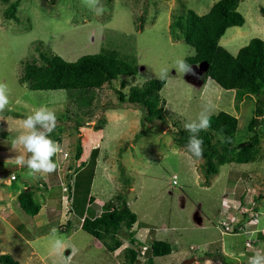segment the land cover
<instances>
[{
    "label": "rangeland",
    "instance_id": "1",
    "mask_svg": "<svg viewBox=\"0 0 264 264\" xmlns=\"http://www.w3.org/2000/svg\"><path fill=\"white\" fill-rule=\"evenodd\" d=\"M216 1L100 0L104 11L95 14L82 0H55L54 3L50 0H21L16 13L19 23H16L3 16L5 3L0 0V82L9 86L11 109H6L0 115L4 117V113L10 111L25 116L15 118L7 115L1 122L0 167L16 170L15 157L29 155L22 146L13 150L12 144L25 131L22 126L24 118L41 105H47L57 113L58 125L51 138L62 145L59 161L67 158L70 167L75 166L76 162L80 164V160L88 165L90 153L94 149L100 146L96 156L102 153L101 159L96 158L99 167L93 172L95 178L99 174L97 179L93 183L92 177L89 186L85 181L87 171L80 168L79 172H82L79 175L82 178L77 190L83 193L77 195L73 190L70 198L65 196V199H60L64 191L68 192L63 186L74 182L75 177L72 172L73 179L69 181L64 172L67 168L63 164L59 167L63 171V183L52 173L49 174V181L42 183L38 191L32 185V176L26 175L25 171L17 170L20 177L12 185L3 184L9 178L7 171L0 174V205L1 200L7 199L2 188L15 190L16 186L32 190L34 199L40 205L43 204L44 196L53 199L54 205L51 203V207L58 212L55 215L53 209L52 212L49 209V220L65 242L62 255H53V238L37 229V215L24 212L17 199H9L12 214L4 213L3 206H0V254L8 253L22 264H65L69 256L72 257L70 264H120L124 259L122 247L131 246L124 228L119 232L122 245L113 252L108 251L101 240L80 228L82 219L91 216L90 209L96 211L95 214L101 209L100 205L89 202L92 195L86 194L88 189V193L99 195L102 204L115 201L118 192L128 190L127 204L137 215L132 228L135 236L142 228H146L150 230L151 237L149 243L143 245L150 246L153 240H164L171 243L173 248L168 255L152 257V264H205L202 263L204 260L199 261L200 256L204 252L219 253L222 243L232 254L225 258L226 264H248L249 257L257 251L264 253L263 245L259 246L255 236L251 240L256 246L245 250L242 255L244 241L249 233L222 234L223 227L217 223L221 221L219 212L223 206V196L226 193L235 196L236 190L242 192V181L246 183L244 178H251V184H257L258 188L261 186L264 194V138L260 143L262 155L256 161L226 163L219 166L218 173L207 175L204 159L193 158L184 146L176 144L168 131L185 130L184 123L194 119L202 105L210 100L212 114L225 111L237 117L235 144L248 137L247 124L254 115L256 96H247L238 101L234 90L221 88L209 77L201 75L200 81L194 70L186 74L175 70L176 61L193 55L194 49L181 38L180 27L175 25L171 29L170 24L182 16L180 23L183 24L187 9L205 14ZM238 11L244 16V24L227 28L219 40L233 55L253 37L264 41V0H241ZM105 51L115 52L118 59L136 66V75H121L84 95H77L80 96L78 101H74L76 95L72 97L75 92L64 89L31 90L19 81L27 61L37 64L43 62L41 53H54L66 61H75L84 54ZM164 70H167L166 73ZM145 75L147 80L155 78L165 81L160 96L165 101L167 127L150 126L145 135L136 138L135 135L142 129L140 118L143 110L108 106L117 104V90L127 95L130 86L143 84ZM138 78L140 84L136 83ZM121 80L125 83L124 87H121ZM90 97L91 100H88ZM80 103L81 108L78 106ZM116 112L121 117H113L112 113ZM78 123L81 124L77 130L75 125ZM98 124L104 128L95 129ZM78 138L84 155L77 160L75 151ZM62 162L65 163V160ZM125 179L129 180V187H125ZM250 194H254L256 199L255 192ZM236 199L235 209L242 213L246 210L245 204L240 205V199ZM255 199H246V203L257 206ZM71 209L72 212H68ZM263 209L264 201L259 207L260 211ZM255 213L259 214L249 208L246 211L248 220L258 219ZM38 215L39 219L45 216L41 221L48 220L47 215ZM205 226L206 230H203ZM65 227L68 230H64ZM247 229V232H255L248 225ZM140 243L133 245L138 251H142ZM142 254L137 259L146 264L148 256L151 257L150 249ZM191 258L194 260L184 262Z\"/></svg>",
    "mask_w": 264,
    "mask_h": 264
},
{
    "label": "trees",
    "instance_id": "2",
    "mask_svg": "<svg viewBox=\"0 0 264 264\" xmlns=\"http://www.w3.org/2000/svg\"><path fill=\"white\" fill-rule=\"evenodd\" d=\"M20 1L3 0L5 3L3 16L6 19L19 23L16 13ZM54 1L50 0L51 3H54ZM240 1L217 0L212 4L207 13L201 15L192 9H187L183 24L180 23L183 16L174 21L173 24H170L171 29L175 25L180 27L181 38L194 49L193 55L184 58L186 63L193 66L206 61L208 67L203 72V77L211 78L223 89L234 90L235 98L238 101L247 96H256V107L254 115L247 124L248 137L245 141L237 144L234 143L238 130V119L236 116L225 111L212 114L211 127L207 131L199 133L204 141L203 166L207 175L218 173L219 166L226 163H249L256 161L262 155L260 143L261 139L264 138V41L258 37H253L246 45L240 47L235 55L231 54L219 43L227 28L242 26L244 24V16L238 11ZM41 57L43 60L41 64L29 61L25 63L19 81L25 83L31 90L64 89L75 92L72 95V97L76 95V100L74 98V101H78L79 97L84 95V93L99 88L121 75L134 77L137 73L136 66L118 59L115 52L112 51L84 54L75 61H66L54 53L50 55L41 53ZM124 84V81L121 80V87H124ZM164 84V80L153 78L143 82L141 86H130L127 95L119 89L117 90V104H110L108 106L110 108L131 107L143 110L140 118L142 129L135 135L136 138L145 135L146 129L150 126L161 125L167 127L165 125L167 116L164 113L165 101L160 96V90ZM88 100H91V97ZM78 106L81 108L82 104L80 103ZM5 114L12 115L15 118L25 117L17 112L8 111ZM80 124L75 125L77 130ZM258 126L259 130H257ZM103 128L100 124L95 127L97 130H102ZM168 131L177 145L185 146L189 135L186 130L170 129ZM97 150L96 148L90 153L88 165L80 160V164L74 169V182L70 181L73 179V174L69 175L70 177L67 175L70 181L65 185L69 193L68 198L72 196L73 190L74 192L76 191L77 195H82L83 192L77 190L82 178L79 174L82 171L89 173L86 172L85 181L90 186L96 167ZM83 155L82 143L80 138H78L75 159L78 160ZM7 168L3 169L1 167L0 174L3 175L5 171L8 172L9 169ZM80 168L84 169L79 172ZM12 173L15 175V179L12 181H16L20 177L19 173L17 171V174L15 172ZM38 180L37 182H39ZM125 180V187H129V180ZM88 190L86 194H88ZM128 193V190L123 193L118 192L115 196V201L98 204L101 206V209L96 214V211L90 209L89 205L87 210L90 209L92 214L82 219L80 228L96 239L101 240L110 252L115 251L122 245V238L119 237V232L124 228L128 233V241L131 246L122 249L124 250V259L120 264H144L140 263L137 259L139 254H142L141 250L138 251L133 246L134 244H139L141 241L136 239L132 229L137 221V215L127 204ZM17 200L24 212L31 215L38 213L40 205L34 199L32 190L22 189L17 196ZM93 201L94 197L90 196L89 202L92 203ZM245 207L248 209L252 207L257 211V206H252L251 203H246ZM241 215L247 217L245 211H242ZM65 229L68 230V227H65ZM251 245H253L252 241ZM148 248L150 249L151 257L148 256L146 264H152V257L168 255L172 251L171 243L164 240H153ZM225 258L226 255L221 251L215 254L204 252L200 256L199 261L210 259L219 260L220 264H226ZM202 263L206 262L203 261ZM0 264L22 263L15 260L8 253H2L0 254Z\"/></svg>",
    "mask_w": 264,
    "mask_h": 264
},
{
    "label": "clouds",
    "instance_id": "3",
    "mask_svg": "<svg viewBox=\"0 0 264 264\" xmlns=\"http://www.w3.org/2000/svg\"><path fill=\"white\" fill-rule=\"evenodd\" d=\"M82 3L95 14H102L104 11L103 6L100 4V0H82ZM191 67L192 66L186 63L184 59H178L176 61L175 70L177 73L186 74L192 71ZM164 71L166 73L167 70ZM147 79L148 77L145 75L143 77L144 82H146ZM136 83H141L140 78L137 79ZM9 105V86L7 83L0 82V113H3L6 109L11 110ZM212 113V102L210 100L206 101L202 105L201 111L197 116L185 122L183 125L184 129L189 133L187 143L184 147L195 159L203 158L204 141L199 133L201 131H207L211 127ZM57 125V113L47 105H41L24 118L22 126L25 131L13 140L12 147L13 150H16L17 146H22V148L30 154L27 157H25L24 154L15 157L17 166L26 167L28 169L27 175L33 177L37 175L44 176L45 174H51L57 171L60 167L58 154L62 151V145L51 138V134L57 128ZM229 142L231 141L229 140ZM54 157H57V159L54 160ZM233 225L235 227H242L237 225V221H234ZM242 229L244 230V227H242ZM49 235L53 238L51 244L52 254L62 255L65 250V242L58 235V229L52 227ZM145 247L148 248L149 246ZM71 258V256L67 257L65 264H70ZM248 264H264V253L257 251L253 256L249 257Z\"/></svg>",
    "mask_w": 264,
    "mask_h": 264
},
{
    "label": "crops",
    "instance_id": "4",
    "mask_svg": "<svg viewBox=\"0 0 264 264\" xmlns=\"http://www.w3.org/2000/svg\"><path fill=\"white\" fill-rule=\"evenodd\" d=\"M116 115L118 116L117 118H119V117H121L120 116V114L118 113L117 114V112L116 113H112V116L113 117H115L116 118ZM8 116L7 115H5L4 117H3V115H0V125H1V122H3V118H7ZM4 121H5V119H4ZM102 133H103V131H102ZM101 142V141H100ZM98 143H99V141L98 142H96L95 144L96 145H98ZM91 146H93V145H91ZM98 147H100V146H98ZM97 147V148H98ZM95 148V147H94ZM100 151V150H99ZM2 151H0V153H1ZM101 154L102 153H98V156H97V159L98 158H100L101 157ZM27 156H28V154H26ZM25 155V156H26ZM30 155V154H29ZM26 156V157H27ZM101 159V158H100ZM63 160H65V163L64 162H62ZM69 162L70 161H68L67 160V158H62L61 159V161H60V165L61 164H63L62 166H64L65 165V168H67V170L66 171H64L65 172V174H66V176H67V174H68V176H69V173H72V172H74V169H75V167H77L78 166V162H76V165L75 166H72V168H69L70 167V165H69ZM14 166L17 168L16 170H15V168H12V169H9V171L10 170H12V171H8L7 173L8 174H6V175H8V179H6V180H4V182H3V184L4 185H12L13 184V181L10 179V174L12 173V172H15L16 173V171L18 170V169H20L21 171H25V174L27 175V172H28V169L26 168V167H19V166H17L16 165V163L14 164ZM61 167V166H60ZM99 167V164H98V166L96 165V167L95 168H98ZM1 168V167H0ZM62 170L61 169H59L58 168V170L57 171H55V172H53V176H58L57 178H59V181H61L62 180V178H61V176H62ZM95 172H96V170H95ZM10 173V174H9ZM17 174V173H16ZM73 174V173H72ZM75 175V174H74ZM96 175V174H95ZM95 175L93 176V183H94V180H96L97 179V177L99 176V174H98V176L95 178ZM37 176H39V175H37ZM37 176H35V177H33L32 176V185L33 186H36L35 187V189L38 191V187L39 186H41V184L42 183H47L48 181H49V177H50V175L49 174H45L44 176H39V177H37ZM174 176V175H173ZM26 179H27V177H26ZM38 179H40V180H38ZM37 180L39 181V182H37ZM244 180H245V182L246 183H243L244 181H242V185H243V191L242 192H239V191H235L234 192V194H236L235 196H233V195H231V196H229L227 193L223 196V198H222V209H221V211L219 212V217H220V219H221V221L220 222H217L218 223V225L222 222V221H224V220H235V221H237V225H239V226H242V227H244V230H242L241 231V233H249V234H247L248 235V237L245 239V241L246 240H249V239H253L255 236L257 237V239H258V243H259V246H261V245H263V247L262 248H264V209H263V211H260L259 210V207H260V203L261 202H263L264 201V194L261 192L262 190H261V186L258 188L256 185H252L251 184V182H252V180H251V178H247V180L244 178ZM26 181V180H25ZM53 181V180H52ZM107 181H109V178L107 179ZM63 182L61 181V184H62ZM92 183V182H91ZM247 184V185H246ZM0 186H1V183H0ZM49 187V186H48ZM63 187H65L66 188V186H63ZM14 188H16L15 190L14 189H5V188H2V192H4V193H6L5 195H6V197H7V199H8V201H7V199L6 200H1V205L0 206H3L2 207V209H3V211H4V213H5V211H6V213H9V214H12V209H11V205H10V203H9V199H17V196H18V194L20 193V191L22 190V189H24V188H26V187H18V186H16V187H14ZM64 188V189H65ZM130 190H132L131 188H130ZM113 191V190H112ZM250 192H255L256 193V199L253 197V196H255L254 194H252V196H251V194H250ZM64 194H61V196H60V199H65V196L66 197H68L69 196V193L67 192H63ZM111 193V192H110ZM239 193V195H237ZM89 195H92L93 197H94V203H96V204H102V202H101V200H99L100 199V197H99V195H96V194H90V193H88ZM97 194H100L99 192H97ZM4 195V194H3ZM15 197V198H14ZM88 197V196H87ZM234 197V198H233ZM239 198L240 199V205H242V203H244V204H246V199H250V198H253V199H255V202L257 203V211L259 212V214H258V221H257V223H254V222H251V223H249V221L247 220L248 219V217H245V215H241V213L239 212L238 213V209L236 210L235 209V206H236V204H237V199L236 198ZM44 198V200H43V204L42 205H40V209L38 210V213L37 214H35L34 216H36L37 217V219L39 220V225L37 226V229H39V230H43L44 231V233L43 234H49V232H50V229L53 227L52 226V223H51V221L49 220V218H50V213H49V209L51 210V212H52V204L51 203H53V205H54V201H53V199H51V198H48V197H43ZM242 198H243V200H242ZM245 198V199H244ZM232 199V203H233V205H231L232 203L230 202V200ZM68 200H70V199H68ZM56 202V201H55ZM249 202V201H248ZM17 203H18V200H17ZM60 204L62 203L61 201L59 202ZM19 204V203H18ZM59 204H57V206H58ZM70 205V204H69ZM231 207V210H228V208L229 207ZM233 207V208H232ZM90 208V207H89ZM53 211L55 212V215H56V212H58L57 210H54L53 209ZM86 211V210H85ZM68 212H72V209L70 210V211H68ZM41 213H43V214H45V215H47V219L48 220H45V221H41V219L43 218V217H45V216H43V217H41L40 219H39V215L38 214H41ZM82 215V214H81ZM85 214L83 213V216H84ZM262 216V217H261ZM8 217V216H7ZM82 217V216H81ZM208 221H210V220H208ZM211 222V221H210ZM204 224L206 225V223L204 222ZM247 225H248V227L250 226L252 229H255V232H247L248 231V229H247ZM216 228L218 229V226L216 225ZM143 229H145V231H143ZM203 230H206V226L203 228ZM220 230H221V228H220ZM150 230H148V229H146V228H142L139 232H138V235L137 236H135L136 238H138L139 239V241H141L142 243H145V242H147V243H149L148 241H149V239H150V237H151V235H150V232H149ZM221 233L222 234H229V235H237V234H241V233H236V234H233V233H226V232H224L223 230H221ZM245 241H244V246H243V252H241V254L243 255V254H245L244 252H246L245 250H249L250 248H254L255 246H256V243H254L253 242V247L251 246V247H246L245 246ZM213 242V241H212ZM122 248H124V247H122ZM172 250H173V248H172ZM220 251H222L225 255H226V257H229V256H231L232 254H231V252H230V249L229 248H227L226 247V244L224 243V245H223V243H222V247H221V249H220ZM172 252V251H171ZM263 253V252H262ZM208 260H210V259H207V261ZM205 262H206V260H204ZM213 262L214 261H216V262H218V264H220V261L219 260H212ZM239 263V262H238ZM205 264H210L209 263V261L207 262V263H205Z\"/></svg>",
    "mask_w": 264,
    "mask_h": 264
},
{
    "label": "built area",
    "instance_id": "5",
    "mask_svg": "<svg viewBox=\"0 0 264 264\" xmlns=\"http://www.w3.org/2000/svg\"><path fill=\"white\" fill-rule=\"evenodd\" d=\"M64 155L66 156V153H65ZM10 179H11V180H14V179H15V175H14L13 173L10 175ZM174 179H175V178H174ZM173 183L175 184L176 181L173 180ZM250 208H252V207H250ZM247 210H248V209L246 208L245 212H246ZM234 221H235V220L233 219V220H224V221L221 222V226L223 227L224 232H226V233H233V234H236V233H238L239 231L243 230L242 227H235V226L233 225ZM256 221H257V219H256L255 221H251V220H249V223H251V222H254V223H255ZM235 228H236L237 230H236ZM251 241H253V240H251V239L247 240V241H246V246H251ZM145 248H146L145 246L142 247V251H141V253L144 252Z\"/></svg>",
    "mask_w": 264,
    "mask_h": 264
},
{
    "label": "water",
    "instance_id": "6",
    "mask_svg": "<svg viewBox=\"0 0 264 264\" xmlns=\"http://www.w3.org/2000/svg\"><path fill=\"white\" fill-rule=\"evenodd\" d=\"M207 67H208L207 62L202 61L198 65H193L192 70H194L195 74H198L197 77H199L201 79V75L203 74V72H205L207 70ZM200 81H202V79ZM191 260H194V258L188 259L187 261H184V262L189 263Z\"/></svg>",
    "mask_w": 264,
    "mask_h": 264
}]
</instances>
